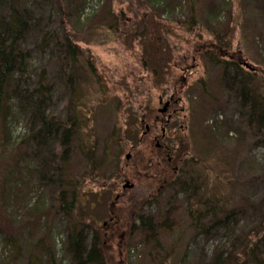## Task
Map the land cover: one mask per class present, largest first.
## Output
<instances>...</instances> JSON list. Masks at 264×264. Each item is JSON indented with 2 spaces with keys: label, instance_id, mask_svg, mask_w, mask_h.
Segmentation results:
<instances>
[{
  "label": "rangeland",
  "instance_id": "obj_1",
  "mask_svg": "<svg viewBox=\"0 0 264 264\" xmlns=\"http://www.w3.org/2000/svg\"><path fill=\"white\" fill-rule=\"evenodd\" d=\"M20 2L32 8L35 18L20 44L22 51L31 53L27 79L35 83L45 70L52 86L47 118L59 116L78 129L63 156V149L56 148L61 135L42 139L44 144L38 147L22 143L32 108L30 103H17L22 111H14L3 152L0 148V264H75L66 245L67 226L74 220L80 222L78 233L87 250L96 237L103 264H218L217 256L226 259L238 248L236 239L241 242L258 229L264 213V147L256 145L258 134L247 129L239 84L248 82L264 99V0ZM191 5L195 25L190 21ZM9 7L7 0L0 4V17ZM49 15L64 23L61 33L66 32L75 45L76 61L64 59L65 76L58 73L54 42L49 41L46 50L38 48ZM151 22L172 29L170 34L163 32L172 55H161V61L166 59L173 68L161 86L152 84L145 69L151 58L141 57L138 44V34ZM208 54L226 55L222 59L237 62L242 73L213 66ZM90 58L98 81L86 69ZM160 96L163 100L173 96L179 102L177 110H183L160 142L186 155L173 158L169 167L154 142L137 144L145 124L161 135L165 117L157 113ZM178 121L185 122L184 131L175 130ZM130 146L135 152L126 162ZM186 161L201 166L195 187L208 202L219 199L220 214L204 211L197 223L189 217L185 200L193 194L183 189V183L191 171L188 166L195 171L196 167H183ZM54 165L78 198L69 220L54 200L61 192L57 177L50 174ZM12 177L20 178L15 187L9 185ZM125 182L133 188L123 190ZM41 201L46 211H52L45 221L37 205ZM139 218H150L155 233L139 231ZM47 228L54 235L53 244ZM258 237L253 248L264 264L262 231ZM239 264L254 262L245 258Z\"/></svg>",
  "mask_w": 264,
  "mask_h": 264
},
{
  "label": "trees",
  "instance_id": "obj_2",
  "mask_svg": "<svg viewBox=\"0 0 264 264\" xmlns=\"http://www.w3.org/2000/svg\"><path fill=\"white\" fill-rule=\"evenodd\" d=\"M9 3V10L6 16L0 17V148L1 152H3L4 143L9 138L8 126L11 123V120L14 119L13 113L18 108L17 103H30L31 104V124L26 126L27 135H24L22 143H37L35 144L37 147L41 146L40 144L43 141L42 139H49L61 135V145L56 147L58 150H62L61 156L67 154V150H69L70 146V138L74 134V129H78L77 125H69L68 121H63L59 118V116H49L47 118L46 115V104L51 99V91L52 86L47 82V73L45 70H42L39 73L38 81L35 83H31L27 79L30 75V52H24L20 48V44L23 41L25 34L27 31L31 30L33 22L35 18L32 16V13L28 7L24 6V4L20 2V0H7ZM5 3V0H0V4ZM61 9V8H59ZM191 10V24L195 25L197 21H195L196 14L193 13L195 11L194 5H191L189 8ZM151 18V17H150ZM153 18V17H152ZM46 30L43 32L44 36L41 38V41L38 43L39 50L43 51L49 48L50 43L52 44L54 50L57 53V57H59L57 61H59L58 73L60 76H65L64 72V64L65 57L70 58L72 62H75V49L74 42L67 35L66 32L61 33V27L64 23H60V20L53 18L51 15L48 16V20L46 21ZM62 24V25H60ZM48 30L49 33H45ZM143 31L138 35V44L141 46L142 52L141 57L146 54L149 56L151 60L149 61V65L146 66V71L150 74L152 79V84L154 86H161L164 82L163 78H166L168 73H171L172 66L169 65V62L164 59L162 60L161 55L164 57H171V51L168 50V45L166 38H164L165 34L163 33L165 30L167 34L172 30L164 23L161 22H151V24H147L143 26ZM150 36V37H149ZM164 40H162L163 38ZM218 38V39H217ZM151 39V42L149 41ZM216 43L220 49L225 47L223 43H221L220 36H216ZM50 41V43H49ZM49 43V44H48ZM161 45L159 47L158 44ZM51 50H53L51 48ZM157 53V54H156ZM160 54V56H159ZM209 55V54H208ZM226 55H223V57ZM222 57V58H223ZM92 58V57H91ZM87 59L86 69H89V74L92 78L97 81L100 79L97 71L95 70L94 64L92 60ZM205 58V57H204ZM220 58L218 55L213 56L209 55L206 57L209 60L210 64L216 67H224V69L231 68L236 75H240L243 70L241 65L237 62L226 61L225 59ZM173 64V63H172ZM176 67V66H175ZM174 67V69H176ZM75 68H70L69 72L73 73ZM255 75V72L254 74ZM242 82V83H241ZM239 84L242 88L241 99H242V109L247 111V114L244 115L248 124L247 129L250 131H254V133L258 134L259 138L257 139L256 145L264 147V99H262V95H259L258 92L254 89L255 87H249V83H244L241 81ZM76 83V82H75ZM157 84V85H156ZM234 84V82H231ZM247 84V85H246ZM204 84H201L203 87ZM264 89V86H263ZM257 92V93H256ZM16 103V104H15ZM75 122V120H74ZM257 136V137H258ZM63 142V144H62ZM44 144V143H42ZM66 147V148H64ZM68 148V149H67ZM65 149V150H64ZM0 152V161H2V156ZM60 152V150H59ZM60 156V155H59ZM56 158V157H55ZM59 158V157H58ZM89 159V156L87 157ZM57 159H54V162ZM182 161V159H181ZM195 165L196 171L194 170ZM183 167L188 166L191 171H189L186 175V180L183 184V189L188 192L189 195H192V198H186L185 206L191 220L197 223L198 219H201L202 213L204 211L209 212L211 214L221 212V208L216 209L219 204V199L214 202H208L205 199V196L202 194L200 196V188L195 187V180L199 179L200 172L202 171L201 166H197L194 161H186L182 165ZM195 171V172H194ZM51 176H56V182L58 187L61 188V192L56 195L54 200H57L58 207L61 211L64 212V218L69 220L70 217H73L72 214L76 211L75 203L78 199L75 197V192L71 191L72 187H70L69 180H66L64 176L59 172V168L55 165L52 167ZM193 172V175H192ZM191 176L188 178V174ZM48 174L46 175V177ZM181 177V176H180ZM196 179H195V178ZM48 178V177H47ZM17 180L20 181L19 177H12L10 186L15 187L17 185ZM74 181V180H72ZM1 182V181H0ZM6 182V181H3ZM9 186V188H10ZM5 186H3L4 188ZM6 192V191H5ZM192 201V202H191ZM193 203L194 207L191 205ZM39 205V212H43V220L49 218L52 214V211H46L44 209L43 202L37 203ZM46 208V207H45ZM216 209V210H215ZM167 217L170 218L172 215L170 212L166 213ZM0 215V224H1ZM76 218V217H75ZM140 219V227L139 231L145 233L146 235H150L155 233V230L152 229L154 222L149 219ZM39 221V220H38ZM38 221H34V224ZM77 222V220H76ZM74 223L67 226V242L66 245L69 247L70 252L74 256L75 264H103V258L101 255V251L97 250L96 237L93 236L92 247L90 250L85 248L83 242L81 241L80 233H78L79 223ZM194 223V224H195ZM34 226V225H33ZM31 228V227H30ZM51 229V228H50ZM49 231V228L45 230V234L48 235V240L54 242V235ZM261 231L264 235V213L261 217V220L258 224V229L253 231L246 237L242 239L241 242L236 239L235 245H238V248L231 252L224 260H219L220 257L217 256L215 261L218 264H239L243 259L249 258L253 260L254 264H262V261L256 255V249L253 248L254 240L258 239ZM260 232V233H258ZM158 243V241L156 242ZM54 246V245H53ZM43 251L50 257V253L44 247H42ZM241 260V261H240ZM52 261V260H51ZM53 264V262H51Z\"/></svg>",
  "mask_w": 264,
  "mask_h": 264
},
{
  "label": "flooded vegetation",
  "instance_id": "obj_3",
  "mask_svg": "<svg viewBox=\"0 0 264 264\" xmlns=\"http://www.w3.org/2000/svg\"><path fill=\"white\" fill-rule=\"evenodd\" d=\"M158 103H159L160 108H158L157 113L159 115H161L162 117H165V120L162 124L163 127H161V129H160L161 135H159V137H158V135H155L153 133L152 126L145 124L144 126H141V127H143V129L140 128L141 133H140V136L137 137V140H138L137 144L139 145L141 143H146V140H151L152 142H154L155 149H157V151L159 150L160 153H163V154H161L160 158L161 159L165 158V160L167 162V166L169 167L173 161L172 160L173 158H181V157H184L186 155L184 154V152L182 150L181 151L176 150L177 148H175L174 146H172L170 144L161 145L160 142H161V140L163 141L167 138L166 132L168 131V129L171 128V126L175 125V123H174L175 120L179 119V115H180V113L183 112V110H180V109L177 110L176 107L179 105V102L177 100H175L173 96L168 97L167 100H163V98L160 96L158 98ZM155 120L159 121V118L157 117ZM177 125L178 126L176 127L175 130H183L184 131L187 128V126L185 125V122H179ZM138 130H139V128H138ZM135 134L136 133L134 132V135ZM128 150H129V152L125 156L126 162H128L133 157V153L135 152L133 146H130ZM180 162H181V160H180ZM116 197L118 198L119 194H116ZM109 220L112 223L114 222L113 218H110Z\"/></svg>",
  "mask_w": 264,
  "mask_h": 264
},
{
  "label": "water",
  "instance_id": "obj_4",
  "mask_svg": "<svg viewBox=\"0 0 264 264\" xmlns=\"http://www.w3.org/2000/svg\"><path fill=\"white\" fill-rule=\"evenodd\" d=\"M126 188L131 189V188H133V185H129V183L126 182V183L124 184L123 190H125Z\"/></svg>",
  "mask_w": 264,
  "mask_h": 264
}]
</instances>
